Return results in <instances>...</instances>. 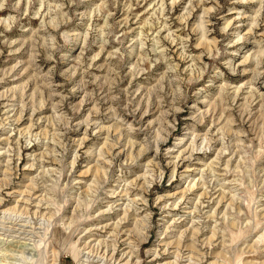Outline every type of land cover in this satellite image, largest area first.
Masks as SVG:
<instances>
[{
	"label": "rangeland",
	"instance_id": "obj_1",
	"mask_svg": "<svg viewBox=\"0 0 264 264\" xmlns=\"http://www.w3.org/2000/svg\"><path fill=\"white\" fill-rule=\"evenodd\" d=\"M0 264H264V0H0Z\"/></svg>",
	"mask_w": 264,
	"mask_h": 264
},
{
	"label": "bare ground",
	"instance_id": "obj_2",
	"mask_svg": "<svg viewBox=\"0 0 264 264\" xmlns=\"http://www.w3.org/2000/svg\"><path fill=\"white\" fill-rule=\"evenodd\" d=\"M252 25H253V24H252ZM250 27H251V26H250ZM251 28H252V27H251ZM248 32H251V29H249ZM204 35H205V34L202 33L201 38H200V40H199V42H198L197 47H198V46H199V47H200V46H201V47H202V46L205 47V46H208V44L211 43L210 41H209L210 43H208V40H206V39L204 38ZM167 36H168V35H167ZM202 37H203V39H202ZM206 49H207V48H206ZM247 61H248V60L245 58L241 63H242V64H245ZM19 118H20V117L17 116V117L14 118V119H15L16 122H19V120H20ZM112 132L114 133V134L112 133V135H113L112 138L114 139L113 142L116 143V144H118V143L120 142L121 135H120V134H119V135H115V134L117 133V128H116V127H114V128L112 129ZM112 135H111V136H112ZM131 145H132V144H131ZM111 147L113 148L114 145L111 146ZM111 147H110V148H111ZM86 169H87V170H85L84 172H81L80 175H83V176L86 175L87 172H88V168H86ZM94 174H95V176H96V174H98V170H97V168L94 169ZM192 188H193V186L189 187V190H191ZM199 196H200V197H203V198L206 197V195H205V194H202V193L199 194ZM219 202H220V201H219ZM125 212H126V211H125ZM192 238H193V237H192Z\"/></svg>",
	"mask_w": 264,
	"mask_h": 264
}]
</instances>
